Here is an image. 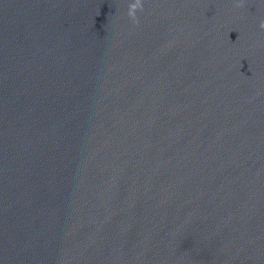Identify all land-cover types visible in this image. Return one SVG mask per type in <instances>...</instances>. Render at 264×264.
Returning a JSON list of instances; mask_svg holds the SVG:
<instances>
[{
	"label": "water",
	"instance_id": "obj_1",
	"mask_svg": "<svg viewBox=\"0 0 264 264\" xmlns=\"http://www.w3.org/2000/svg\"><path fill=\"white\" fill-rule=\"evenodd\" d=\"M134 3L0 0V264H264V0Z\"/></svg>",
	"mask_w": 264,
	"mask_h": 264
},
{
	"label": "clouds",
	"instance_id": "obj_2",
	"mask_svg": "<svg viewBox=\"0 0 264 264\" xmlns=\"http://www.w3.org/2000/svg\"><path fill=\"white\" fill-rule=\"evenodd\" d=\"M243 6L242 4H237V7ZM143 8V0H136V3L131 5L130 11H129V16L136 22L139 23V20L136 16V12L138 9ZM261 28H264V22L261 23L260 25Z\"/></svg>",
	"mask_w": 264,
	"mask_h": 264
}]
</instances>
